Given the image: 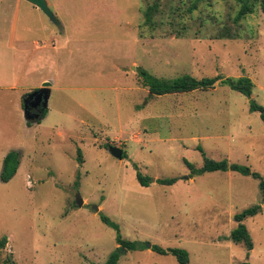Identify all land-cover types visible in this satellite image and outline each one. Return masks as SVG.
<instances>
[{
    "label": "rangeland",
    "instance_id": "374dc122",
    "mask_svg": "<svg viewBox=\"0 0 264 264\" xmlns=\"http://www.w3.org/2000/svg\"><path fill=\"white\" fill-rule=\"evenodd\" d=\"M46 2L58 24L22 0L13 49L15 0L0 3V61L22 74L19 104L52 84L48 112L31 126L14 109L18 96L0 89V174L4 157L20 154L16 175L0 180V264H104L118 245L101 215L127 241L185 250L189 264H264L260 180L188 167L200 170L204 154L264 178V123L249 110L250 100L264 108L259 5L235 25L236 0ZM225 33L235 39H218ZM137 67L160 79L247 77L254 86L250 97L224 85L151 97ZM110 146L127 158L112 157ZM138 173L176 183L144 187ZM257 205L243 221L253 243L247 252L229 237L234 215ZM122 251L118 264H178L150 249Z\"/></svg>",
    "mask_w": 264,
    "mask_h": 264
},
{
    "label": "trees",
    "instance_id": "16d2710c",
    "mask_svg": "<svg viewBox=\"0 0 264 264\" xmlns=\"http://www.w3.org/2000/svg\"><path fill=\"white\" fill-rule=\"evenodd\" d=\"M237 3L240 5V8L233 18V23L238 25L242 20L245 19L247 15L254 13V7L256 4L259 5L261 12L264 14V0H236ZM156 2L149 6L146 11L144 12V24L146 26L153 25V16L156 12ZM196 9V4L194 3L189 9L188 12L191 13L193 10ZM218 39H235L234 36L230 35L229 33H225V35H220ZM137 76L141 82V85L148 90V94L151 97H160L166 95H177V94H187L194 91H209L216 87V85H224L230 88L231 90L243 94L247 97H250L253 90V82L247 77H238V78H222V77H214V78H205V79H196L189 75H183L181 77L167 80V79H160L148 71L141 67H137L136 69ZM26 95L23 97L25 98ZM249 110L251 112L259 113L261 121L264 123V108L257 105L254 101H249ZM23 109V103H22ZM48 109H40L36 112L38 114V119L34 123H40L42 119L46 116ZM34 113V112H32ZM35 114V113H34ZM28 126L34 124L31 121L26 122ZM203 156V166L200 170H195L191 165L188 164V167L191 171L195 174H205V173H212V172H237L244 176H249L254 179L260 180V189L264 194V178L260 177L257 173L252 172L248 167L239 166L237 164H229L227 161H214L208 159L204 154ZM127 158L126 153L123 151L122 159ZM79 163H82L81 154L78 156ZM20 164V154L17 151L9 152L3 159L2 171L0 174V180L3 183L9 182L17 173L18 167ZM137 179L139 183L147 187L151 182H155L162 186H170L176 183V179H156L150 180L149 178L143 177L140 173L137 174ZM261 207L259 205L253 206L244 210L242 213L234 215V221L237 223V227L231 231L230 233V240L233 243H244L247 249V252H250L253 249V243L250 237V234L243 224V221L246 218L253 217L257 213H259ZM101 221L112 227L117 231V238L116 243L118 247L116 250L108 257L104 264H118L120 257L123 254V249L126 251H137V250H146L150 249L152 252L159 254V255H171L173 256L178 264H189V256L185 250L182 249H163L157 245H147V244H140L137 242H130L122 238L119 233L118 227L110 221L104 215L100 217ZM6 239L3 238L0 242V246L3 247ZM10 264H14L12 261L9 262ZM247 264V263H244Z\"/></svg>",
    "mask_w": 264,
    "mask_h": 264
},
{
    "label": "water",
    "instance_id": "95a60500",
    "mask_svg": "<svg viewBox=\"0 0 264 264\" xmlns=\"http://www.w3.org/2000/svg\"><path fill=\"white\" fill-rule=\"evenodd\" d=\"M33 6L37 7L39 10H41L51 22L58 24L56 18L50 11L48 4L46 0H24ZM51 83L50 82H44L41 87L32 93H29L24 99H23V114L24 119L26 122L31 121L35 122L39 117L38 114L32 113V110L35 109H47L48 108V101L51 95ZM109 154L118 159H122L123 151L122 149L114 146L108 147ZM77 205L82 206V201L80 197L77 198ZM98 211V208L95 209Z\"/></svg>",
    "mask_w": 264,
    "mask_h": 264
},
{
    "label": "crops",
    "instance_id": "0c3cea01",
    "mask_svg": "<svg viewBox=\"0 0 264 264\" xmlns=\"http://www.w3.org/2000/svg\"><path fill=\"white\" fill-rule=\"evenodd\" d=\"M2 0H0L1 3ZM22 0H15V9H14V15H13V19L14 22L12 23V26L10 28L9 31V39H8V48L13 49L15 42H16V25H17V20H18V15H19V8L21 5ZM21 43H24V40H21ZM1 56V54H0ZM2 59V58H1ZM2 65V66H1ZM0 89H6L8 91L13 92L14 94H16V96H18V98H16V104L14 106V109L19 110V108L22 109V104H19V94L17 93L18 89H20L19 87V77L20 75H22L21 73H16L9 68L8 62H3L0 61ZM12 68V67H11ZM32 69L30 68L28 70V73H30ZM32 72V71H31ZM27 87V86H26ZM38 86H33V85H29L27 87L28 91H31L29 89H37ZM52 90V88H51Z\"/></svg>",
    "mask_w": 264,
    "mask_h": 264
},
{
    "label": "flooded vegetation",
    "instance_id": "af4514ba",
    "mask_svg": "<svg viewBox=\"0 0 264 264\" xmlns=\"http://www.w3.org/2000/svg\"><path fill=\"white\" fill-rule=\"evenodd\" d=\"M38 110H40V108L32 110V112L36 113Z\"/></svg>",
    "mask_w": 264,
    "mask_h": 264
}]
</instances>
